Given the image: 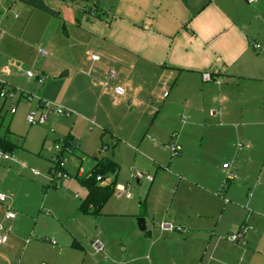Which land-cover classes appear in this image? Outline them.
<instances>
[{"label": "crops", "instance_id": "crops-1", "mask_svg": "<svg viewBox=\"0 0 264 264\" xmlns=\"http://www.w3.org/2000/svg\"><path fill=\"white\" fill-rule=\"evenodd\" d=\"M21 1L28 7V21L34 8L48 23L56 21L65 42H80L76 48L83 71L75 75L81 84L72 89L73 98L62 84L44 80L43 88L35 91V107L41 100L78 110L85 120L92 116L89 122H97L99 132L112 136L114 149L119 142L129 151L139 148L152 163L141 162L143 172L154 175L151 182L145 179L151 186L143 201L136 204L132 195L111 196L97 215L82 214L81 203L69 200L64 191H51L45 182L41 203L32 201V208L21 215L12 199L9 205L17 216L5 223L10 231L0 247V264H264V176L249 172L258 165L256 154L264 145V0ZM91 5L95 16L86 11ZM93 54L99 62L91 61ZM4 66L9 74L2 80L19 90L14 78L23 67L10 57L0 59V68ZM108 69L116 72L112 85L125 88L123 96L102 87ZM205 72L217 81L204 82ZM69 76L67 71L64 77ZM118 108L123 109L119 125L117 113L111 112ZM213 109L219 113L215 117L208 113ZM61 117L67 122L70 118L51 115V122L37 127L61 130L54 122L64 120ZM81 125L76 127L78 135ZM145 128L158 143L145 138L148 133L140 139ZM72 132L65 137L75 141L76 155L82 158ZM173 133L181 151L172 162L167 145ZM232 138L242 146L240 155L228 162L222 156L224 142L236 148ZM100 141L102 146V136ZM103 146L107 150L109 145ZM101 158L117 165L114 177L102 184L123 185L117 176L119 164ZM225 163L229 168H222ZM230 174L234 177L228 179ZM3 210L0 205V221ZM138 217L145 220V232L137 227ZM160 222L181 231L162 232ZM242 224L251 228L246 245L229 243L225 238ZM51 237L60 244L56 248ZM94 239L103 243V253L93 252ZM20 245L23 251L16 257ZM46 250L50 252L44 254Z\"/></svg>", "mask_w": 264, "mask_h": 264}, {"label": "rangeland", "instance_id": "rangeland-1", "mask_svg": "<svg viewBox=\"0 0 264 264\" xmlns=\"http://www.w3.org/2000/svg\"><path fill=\"white\" fill-rule=\"evenodd\" d=\"M8 1L10 0H0V30L4 31L0 38V59L10 57L13 61H16L18 65L23 67V73L20 72L18 75L16 74L14 81L19 87L18 91L24 92L26 96H32L33 99L29 100L25 98L24 95L23 98L18 101L16 113L13 115L9 112L10 100L7 102L0 100V137H6L16 145L13 154H9L11 157L9 160L0 158V193H5V195L10 198L8 200L10 204L12 199L13 201L14 199L16 200L18 208L13 206V209L19 211L20 215L24 213V211L26 212L28 208H32L30 206L32 201H36L37 205L41 203L43 199L41 185H43L44 182L48 184L51 191L62 194L63 190L53 189L49 183L50 169L52 166L49 151L50 148L52 151V147L59 138L67 136V132L72 129V133L78 138L77 140L80 146L79 151L81 155L83 154V159L76 155V152L66 157V172L68 173V177L64 181V186L67 188V191H64L67 195L65 197L77 204L82 203L87 192L78 182L77 173L82 171L84 175L85 173L90 174L94 167L95 160L97 161L96 158L107 156L119 164L118 180L122 182L123 185L129 184L132 201L136 204L138 203L137 200L143 201V196L149 191L151 185L145 181V178H143L141 184L138 185L136 180H131V174L135 171L142 172L144 175L147 174L143 172L144 168L140 164L141 162H144V165L145 163L148 165L152 163L140 152V150H138L139 148H133V151H129V148L124 147L125 145L119 142L118 148L114 149L112 143H114L115 140L110 143L109 140L112 136L105 133L103 135L102 131L99 132L97 122L95 125L89 122L93 120L92 116H89L85 120L78 110L63 107L77 115L70 116L68 122L65 121L68 119L66 117H61L64 120L59 122L54 121L61 125V130L54 125L47 129H43L42 127H30L27 125L25 121L26 112L35 107V91L36 89L38 90V88L42 89L44 85H38L33 80L27 79L26 72L29 71L33 75L42 74L44 80H46L45 84L49 81L62 84L65 90L67 88L70 89V92L67 94L68 97L73 98V94L71 93L72 89L81 84L80 80L75 79V75L83 71L79 70V63H81V61L78 58V50L76 48L77 45L80 46V42L77 44V41L73 38L65 42L64 37L60 34V37L58 36V28L55 27L56 21L48 23L49 19H44V15L34 10V8H32L34 16L28 21L27 18L30 14L27 13L28 7L25 3L21 0H13L14 2L11 3ZM90 14L93 15V13ZM16 15L17 17H15ZM39 49L48 51V55L39 54ZM80 55H82V53H80L79 56ZM60 66H63L62 69ZM67 71H69L70 76L64 77L63 75ZM14 73H16L15 69H12V74ZM53 105L58 106L54 103ZM111 112L114 114L117 113V119L118 121L120 120L118 122L119 125L122 119L120 117H122L123 109H113ZM51 120H53V118L50 119L49 117L50 122ZM79 122H81L82 125L79 128L78 135L76 127H78ZM149 127L150 124L148 125V128ZM145 133H148L146 132V128L143 134L140 135V139ZM100 136H102L103 141L109 145L108 148L106 147L107 150H105L103 146L105 143L101 146ZM261 137L263 136H259L258 146L260 145ZM44 138H46V144L41 146ZM145 138L148 140L153 138L154 141L152 142L158 143V140L149 133L145 135ZM238 140L239 139L232 138L234 146L236 147L232 149H230V142H224L226 152L223 153L222 156L225 157V161L232 162L235 160V155H240L238 145L242 143L238 142ZM167 153L169 161L173 162L178 158L171 157L169 151ZM134 157L135 162L133 161ZM256 157L255 159L258 160V165L252 166L249 172L252 175L262 172L264 176V145L258 148ZM142 158L145 161H143ZM168 169L174 171L177 175H181L179 172H176L174 168ZM33 171L38 172V175H33ZM149 173L151 176L154 175L153 171H149ZM113 177V174H109L104 182H110V179ZM75 196L79 198L75 199ZM25 197H29L30 200ZM111 200L115 199L112 198ZM40 223V225H42L43 222ZM32 237L31 241L35 240L34 236ZM42 239L38 238V240ZM50 239V243L55 242V245L52 244L54 248L57 247L56 244H58V246L60 245L55 238L51 237ZM42 242L47 243L46 241ZM49 250H46L44 254H48L50 252ZM22 251V245L18 246L15 250V256L19 257Z\"/></svg>", "mask_w": 264, "mask_h": 264}, {"label": "built area", "instance_id": "built-area-1", "mask_svg": "<svg viewBox=\"0 0 264 264\" xmlns=\"http://www.w3.org/2000/svg\"><path fill=\"white\" fill-rule=\"evenodd\" d=\"M248 4L256 3L258 0H245ZM94 10V9H93ZM91 13H94L92 11ZM17 17V15L15 16ZM4 31L0 30V38L2 37ZM253 49H258V45H253ZM39 54L46 55L47 52L43 49L38 50ZM90 59L92 62H99L100 57L96 54H93L90 56ZM9 74V68L8 66H4L0 68V100L3 102L10 100V114L16 113V107L19 98L24 97L32 100L33 97L24 94L22 91L15 90L14 88H11L7 86V84L2 80L1 76ZM27 78H33L37 82L38 85H42L44 82V78L40 75H33L31 72H26ZM116 80V72L113 69H108L105 75V78L102 80L101 85L102 87H112L113 93L116 96H123L125 94V88L120 85H112ZM202 80L204 82H213L217 81L216 78L209 72H205L202 74ZM167 94H164V97ZM209 116L215 117L219 113L216 110H209ZM51 115L55 116H72L77 115L73 112H70L69 110L64 109L61 106H54L53 104L49 102H44L41 100H38L36 107L30 109L25 116V121L27 125L30 127H37V126H43L46 125L49 121V117ZM177 135L171 134L170 135V142L167 145V148L169 150V153L171 157H176L180 151L181 146L176 141ZM241 147L242 145H238ZM77 149V144L75 141H73L69 137L59 138L57 142H55L54 146L52 147V151L50 148V160L52 163L51 169H50V186L53 189L56 190H63L65 191L67 188L64 186V181L68 177V173L66 172V161L67 156L74 153ZM0 158L2 159H10L9 154H4L0 152ZM223 169L229 168V164L225 163L222 165ZM33 175H38V172L33 171ZM78 177H84V173L82 171H79L77 173ZM145 178L147 181L151 182L152 177L148 174H137L132 172L131 174V180L139 181L142 178ZM231 174L228 175V179L233 178ZM97 181H101V177L96 178ZM112 196L116 199H130L131 193L129 189V185H115ZM78 197V196H75ZM9 197L3 193H0V205H3V215H2V221H0V247L5 245L8 241V235L10 229L5 224L6 222L12 221L16 218L17 213L11 208V205L8 203ZM158 226L162 232H173L175 230L181 231L180 228L175 227L173 224L168 222H160L158 223ZM250 226L247 224H242L240 228L230 235H228L225 239L232 244H240V245H246V237L247 234L250 231ZM54 245L55 242H52ZM92 250L95 254H100L104 252V245L99 239H94L91 243Z\"/></svg>", "mask_w": 264, "mask_h": 264}, {"label": "trees", "instance_id": "trees-1", "mask_svg": "<svg viewBox=\"0 0 264 264\" xmlns=\"http://www.w3.org/2000/svg\"><path fill=\"white\" fill-rule=\"evenodd\" d=\"M86 11L89 14L92 11H95L93 15H96V7L94 8V5L87 7ZM15 148V144L7 140L5 137H0L1 153L12 154L15 151ZM97 160V164L94 166L90 174L78 179L80 185L87 190V195L79 207V211L85 215L99 214L103 206L111 198L115 186L114 182L105 185L102 184V182L109 174L116 173L117 165L109 159L100 158ZM97 177H101V181H97Z\"/></svg>", "mask_w": 264, "mask_h": 264}, {"label": "water", "instance_id": "water-1", "mask_svg": "<svg viewBox=\"0 0 264 264\" xmlns=\"http://www.w3.org/2000/svg\"><path fill=\"white\" fill-rule=\"evenodd\" d=\"M66 75H67V72H65V74L63 76H66ZM135 222H136L137 227H138L140 232H145L146 231L145 220L143 218L138 217V218L135 219Z\"/></svg>", "mask_w": 264, "mask_h": 264}]
</instances>
